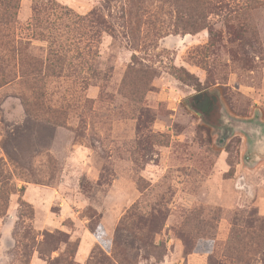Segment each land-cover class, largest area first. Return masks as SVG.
<instances>
[{
	"label": "rangeland",
	"instance_id": "1",
	"mask_svg": "<svg viewBox=\"0 0 264 264\" xmlns=\"http://www.w3.org/2000/svg\"><path fill=\"white\" fill-rule=\"evenodd\" d=\"M55 1L0 25V264H264V146L220 121L264 123V0Z\"/></svg>",
	"mask_w": 264,
	"mask_h": 264
},
{
	"label": "trees",
	"instance_id": "2",
	"mask_svg": "<svg viewBox=\"0 0 264 264\" xmlns=\"http://www.w3.org/2000/svg\"><path fill=\"white\" fill-rule=\"evenodd\" d=\"M20 1L21 0H0V25L1 26H11L15 21H16V15L17 11L20 7ZM49 2H52L53 5H56L55 0H48ZM12 51L16 53L18 56H21L23 49H21L16 43L13 45ZM192 104L195 106V108L205 114L208 118H211L214 120L218 118V115L216 116L215 109L210 108L208 104H203L200 103L196 100V97L192 98ZM218 109V108H217ZM252 215V214H251ZM248 216L246 219L245 223L247 224V229H252V233H254L256 230H263L264 229V217L263 218H257L255 219L252 216ZM154 218H159V216H154ZM144 219V218H143ZM151 220V219H148ZM246 230V229H240V228H235L234 227V234L232 235V243H230V247L227 249V253H231L232 247H233V241L235 238V233ZM251 232V231H249ZM132 232H130L131 234ZM123 235V234H122ZM135 236L136 240H139L140 243L147 245L148 239H149V232H144L142 235H136V234H131ZM117 244L118 245H123V239L121 238V233L117 235ZM123 241V242H122ZM235 243V242H234ZM125 246H122L120 249V256L119 258H122L124 260H128L129 257L127 256V252L125 249H123ZM235 248V247H233ZM235 250L238 252V250L235 248ZM232 254V253H231ZM130 260V259H129ZM129 262V261H128ZM125 264V263H124Z\"/></svg>",
	"mask_w": 264,
	"mask_h": 264
},
{
	"label": "water",
	"instance_id": "3",
	"mask_svg": "<svg viewBox=\"0 0 264 264\" xmlns=\"http://www.w3.org/2000/svg\"><path fill=\"white\" fill-rule=\"evenodd\" d=\"M220 121H222V123L226 126L230 127L232 132L237 130L246 133L249 137L252 136V148L254 147L259 149V147L262 148L264 146V123L257 120L249 121L234 119L226 115L224 112L221 113ZM258 155L260 156V153ZM253 158V164H255L259 157L256 158V156H253Z\"/></svg>",
	"mask_w": 264,
	"mask_h": 264
}]
</instances>
